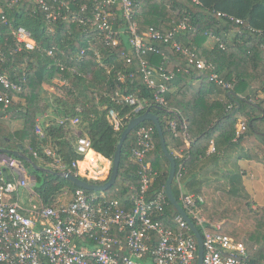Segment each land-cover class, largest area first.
<instances>
[{
  "label": "trees",
  "instance_id": "16d2710c",
  "mask_svg": "<svg viewBox=\"0 0 264 264\" xmlns=\"http://www.w3.org/2000/svg\"><path fill=\"white\" fill-rule=\"evenodd\" d=\"M12 1L0 0L3 12L0 13V58H5L0 62V71L12 81L23 82L24 89L10 92L13 101L7 118L0 112V149L19 150L21 146L23 153L39 167L60 171L50 166L53 160L45 154L48 148L62 160L67 171L77 175L79 169L73 163L84 160L77 153L75 131L79 129L99 155L90 152L86 163H93L96 157L106 163L113 161L121 134L134 117V106L125 98L134 96L158 116L168 149L176 158L177 170L181 165L184 167L181 177L184 191L204 199L200 205L202 216L213 224H221L219 233L244 244L251 262L264 264V208L252 209L239 166L242 159L264 161L259 155L264 156V97L257 98L264 95V0H198V3L143 0L135 8L140 34L150 28L168 33L185 23L188 27L178 35L177 41L197 59L212 65L206 70L198 69L171 44L157 42L159 53H148L144 58L155 81L167 88L163 94L165 106L157 104L156 89L147 84L141 72V60L131 48L127 33L119 36L118 46L110 47L100 42L89 25L61 18L50 27L46 13L35 0H19L10 7ZM48 1L56 3V0ZM68 2L71 11L63 8L65 14L79 13L81 4L94 6L92 0ZM116 12L121 15L120 10ZM2 14L7 16L8 23L2 21ZM238 19L243 24H238ZM20 26L30 31L38 49L17 51L13 30ZM125 26L118 19L117 27ZM210 38L217 43L207 49L205 45ZM53 47L55 55L49 56L48 51ZM128 57L131 63L127 62ZM59 63L65 70H61ZM213 73L233 84L234 89L230 91L210 82ZM54 82L62 84L63 93L55 99L53 116L49 117L45 115L48 105L44 103L43 89ZM5 91L0 83V95ZM220 96L223 99H217ZM110 110L121 121L120 130H116ZM239 116L246 118V130L235 141ZM74 120L79 122L75 125ZM171 120L177 123L175 131L170 128ZM38 121L44 131L42 138L36 134ZM15 122H21V128L15 129ZM142 127L153 131L155 147L146 161L158 173L148 193L149 200L159 193L166 195L170 170L155 125L146 121L136 127L124 144L117 181L104 192L107 199L118 201L130 210L141 188L139 164L132 159V152L137 147V131ZM211 146L215 151L209 153ZM14 158L27 164L21 158ZM29 168L39 180L35 191L48 205L60 203L64 190L73 193L79 189L65 178L45 172L40 177L33 167ZM173 192L181 203L176 180ZM177 215L166 197L163 224L175 229Z\"/></svg>",
  "mask_w": 264,
  "mask_h": 264
},
{
  "label": "built area",
  "instance_id": "2783aa9c",
  "mask_svg": "<svg viewBox=\"0 0 264 264\" xmlns=\"http://www.w3.org/2000/svg\"><path fill=\"white\" fill-rule=\"evenodd\" d=\"M18 1L13 0L10 7ZM68 1L56 0L55 4H51L48 0H35V4L46 13L47 22L52 25L50 27H54L61 18L70 23L89 25L100 42L110 47L118 46L119 36L127 33L131 48L141 60V72L147 84L156 89V101L160 106L166 104L163 94L167 88L164 83L155 81L153 71L144 58L148 53H159L157 42L171 44L198 69L212 67L206 61L197 59L189 48L177 41L178 35L188 27L185 23L168 33L150 28L140 34L135 20V8L143 0H92V8L81 4L79 13L65 14L63 8L69 13L71 11ZM194 1L198 3V0ZM118 10L121 11L119 16L116 12ZM118 19L127 26L118 28ZM230 19L234 20L233 17ZM2 21L8 23L5 14H2ZM236 22L243 24L239 19ZM13 34L17 51L39 48L25 27L14 29ZM84 54L82 52L81 56ZM48 55H55V47L48 51ZM4 60V57L0 58V62ZM127 62L131 63V58L128 57ZM58 66L61 70L66 68L62 63ZM165 79L168 80V77ZM209 81L230 91L234 89L233 84L225 82L215 73L210 75ZM0 83L6 90L0 95V112L7 118L13 101L10 92H22L24 84L10 80L1 71ZM125 99L134 106V117L147 110V105L136 97L128 96ZM109 115L116 130H120L122 124L115 111L110 110ZM78 122L74 120L73 124ZM169 125L172 131L176 130L175 120H171ZM245 130L246 123H242L235 141ZM36 134L44 137L40 121ZM77 136V153L85 157L92 150L91 140L82 135ZM154 147L152 129L140 128L132 159L139 164L141 188L131 210L121 206L118 201L107 199L105 195L88 193L80 188L73 192L69 202L48 205L35 191L39 183L37 177L28 174V169L18 159L0 155V264H199L197 239L183 217L179 214L176 216L175 229L166 227L162 222L167 195L159 193L154 199H148L150 188L158 177V173L146 161ZM45 154L53 160L51 167L67 171L55 152L47 148ZM34 155L39 157L37 153ZM79 163L74 162L73 167L79 169ZM183 169L181 165L175 180L180 187L181 205L203 237V264H255L249 259L244 244L219 233L221 224H213L202 216L200 205L204 199L184 191L181 185ZM5 170L8 177L5 176ZM23 190L28 193L25 204L26 198L22 199L21 195Z\"/></svg>",
  "mask_w": 264,
  "mask_h": 264
},
{
  "label": "water",
  "instance_id": "95a60500",
  "mask_svg": "<svg viewBox=\"0 0 264 264\" xmlns=\"http://www.w3.org/2000/svg\"><path fill=\"white\" fill-rule=\"evenodd\" d=\"M230 95H234V93L231 92ZM146 121H151L155 125L156 130L159 134L161 148L170 162L169 176H168V180L166 183V189H165L167 198L169 199L170 203L175 207L178 214L181 215L183 219L188 223L192 232L195 234V237L198 242V247H199V251H198L199 264H203L204 240H203V237L200 231L198 230V228L196 227L192 219L189 217V215L187 214V212L185 211L181 203L178 202V200L176 199L174 195L173 182L175 180V176L177 172L176 158L174 157V155L170 153L168 146H167L163 127L160 123L158 116H156L152 112L151 108H148L143 114L130 119L129 123L127 124V126L125 127L124 131L121 134L120 141L117 147V151L112 161L110 177L108 181L102 184H98V183L89 181L87 179H83L81 176L72 174L70 171H53L50 169L39 167L38 165H36V163L31 158H29L23 153V149L21 146H19V150L0 149V155L21 158L27 162V164H25L26 169H29V167L31 166L36 171L45 172V173L52 174V175H55L61 178H65L71 181L73 184H75L80 189H84L90 192L104 193L108 189L113 187L117 181V178L119 175L120 164H121V158H122V150H123V147H124V144L127 138L129 137V135L132 133V131L136 127H138L139 125L143 124ZM4 173H5V176L8 177V173L6 172V170L4 171Z\"/></svg>",
  "mask_w": 264,
  "mask_h": 264
},
{
  "label": "crops",
  "instance_id": "0c3cea01",
  "mask_svg": "<svg viewBox=\"0 0 264 264\" xmlns=\"http://www.w3.org/2000/svg\"><path fill=\"white\" fill-rule=\"evenodd\" d=\"M216 43H217L216 39L210 38L207 41L205 46L207 49H212ZM158 80L164 81L163 78H159ZM263 97H264V95L262 94V95H259L257 98H263ZM217 99H223V98L220 96V97H217ZM239 120H240V123L238 125V129H240L242 123H245L246 118L244 116H239ZM212 148H214V147L213 146L210 147L209 153H212ZM90 151H92V153L95 152L94 150H90ZM259 155L262 157V159H264V156L261 153H259ZM85 157H84V160H85ZM108 161L110 164H112L110 162V160H108ZM82 162L79 163V169L80 170H83L82 168H80V164ZM93 163H92V165H90L88 163H86V164L90 167L95 168L96 164H93ZM102 163H103V165L106 166V169L109 168L106 162H102ZM239 166H240L241 172L243 174L244 185L246 187L247 192L251 196L250 202L252 205V209L254 211H257L260 208H264V161L257 162V161H253V160H249V159H242L239 162ZM105 171L106 170L102 171V173H104ZM24 201H25L24 202V204H25L27 202V199H25Z\"/></svg>",
  "mask_w": 264,
  "mask_h": 264
},
{
  "label": "rangeland",
  "instance_id": "374dc122",
  "mask_svg": "<svg viewBox=\"0 0 264 264\" xmlns=\"http://www.w3.org/2000/svg\"><path fill=\"white\" fill-rule=\"evenodd\" d=\"M1 10L2 9L0 7V12H1ZM61 86H62V84L60 82H56V83L54 82V84L52 83L51 85H45V87L43 89V92H44V94L46 96V97H44V99H45L44 103L46 105H48V111H47V113L45 115H48L49 117L53 116V105L55 104V99L60 97L62 95V93H63V89L61 88ZM21 126H22L21 122H15V129H19V128H21ZM81 134H82V132L79 129H77L75 131V135L76 136L77 135H81ZM84 162H86V161H83L82 166H84ZM110 162L112 163V161H110ZM93 164H96L95 168L88 166L89 168H87L86 170L82 171V170L79 169V172H78L77 175H79L82 178H85V179H87L89 181H92V182H105V180H107L110 177V173H111L110 169L112 167V164L107 162V164H109V168L106 169V166L103 165L102 160H100L98 157H96V159H95ZM90 165H92V163ZM104 170H106V171L104 173H102V171H104ZM33 171H34L33 169L29 168L28 169V174H30L31 176H35L36 177V174ZM35 172H36V170H35ZM37 172H38L37 175H39L40 177L43 176L44 172L43 173L40 172V171H37ZM96 193L98 195H104V193H101V192H96ZM72 194L73 193H71V191L69 189L64 190V192L60 196L59 201L61 203L69 202L71 200V198H72ZM21 195H22V199L24 197H26V199L28 200V193L25 190L21 191ZM208 221H210V220H208Z\"/></svg>",
  "mask_w": 264,
  "mask_h": 264
},
{
  "label": "bare ground",
  "instance_id": "6f19581e",
  "mask_svg": "<svg viewBox=\"0 0 264 264\" xmlns=\"http://www.w3.org/2000/svg\"><path fill=\"white\" fill-rule=\"evenodd\" d=\"M90 152H92V151H89L88 154H89ZM93 153H95V152H93ZM88 154H87V155H88ZM95 154H96V153H95ZM87 155H86L84 161L87 160V159H86V158H87ZM96 155L99 156L98 154H96ZM93 162H94V161H93ZM82 163H83V162H82ZM82 163L80 164V167H81L83 170H86L87 168H89L88 165L86 164V162H84V166H82ZM107 165H108V167H109V164H107ZM83 170H82V171H83Z\"/></svg>",
  "mask_w": 264,
  "mask_h": 264
}]
</instances>
